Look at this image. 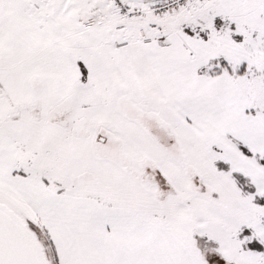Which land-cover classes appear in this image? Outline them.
Wrapping results in <instances>:
<instances>
[{"label": "snow or ice", "instance_id": "snow-or-ice-1", "mask_svg": "<svg viewBox=\"0 0 264 264\" xmlns=\"http://www.w3.org/2000/svg\"><path fill=\"white\" fill-rule=\"evenodd\" d=\"M0 264H264V0H0Z\"/></svg>", "mask_w": 264, "mask_h": 264}]
</instances>
